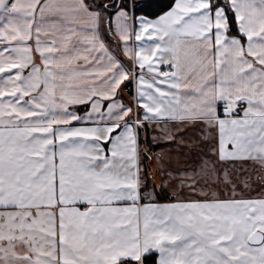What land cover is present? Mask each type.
Wrapping results in <instances>:
<instances>
[{
  "label": "snow or ice",
  "instance_id": "6c2138e0",
  "mask_svg": "<svg viewBox=\"0 0 264 264\" xmlns=\"http://www.w3.org/2000/svg\"><path fill=\"white\" fill-rule=\"evenodd\" d=\"M253 180L264 0H0V264H264Z\"/></svg>",
  "mask_w": 264,
  "mask_h": 264
},
{
  "label": "crops",
  "instance_id": "0c3cea01",
  "mask_svg": "<svg viewBox=\"0 0 264 264\" xmlns=\"http://www.w3.org/2000/svg\"><path fill=\"white\" fill-rule=\"evenodd\" d=\"M102 31H103V26H102ZM105 40L108 44V46L110 48H115L116 44L113 43V41L108 38L107 36H105ZM33 46H34V42H33ZM34 57L36 59V62L39 63V57L38 55H36L34 53ZM123 59V58H122ZM125 63H128L127 60L125 59ZM27 74V73H25ZM126 85L128 86V83L126 82L125 86H122L121 88V96L123 97L125 102H128L130 95H128L127 91H126ZM133 85V84H132ZM133 90H134V85H133ZM132 90V91H133ZM132 93V92H131ZM86 109L84 108H79L78 111L82 114ZM221 110H222V105H221ZM185 136V141L187 142L185 146H183L185 148V150H187V145L190 144L191 145V155L192 157H195L198 154V151L200 149V147L202 146L200 143H198L199 141V131L197 129H193V128H189L186 130V132L184 133ZM141 138L143 140V133H141ZM149 141H151V135H149ZM143 142V141H142ZM165 145H160V146H152L151 143L149 144V147L152 148L153 152H158L160 150V147H164ZM205 153L207 152V148L204 149ZM192 161H189V163H191ZM149 167H155V163L149 165ZM229 169L233 172V175H245L246 173L243 172V169L245 167H247V169L249 171H252L253 169H258L259 165L254 164L252 161H247L244 162V164H240L237 163L236 164V169H240L239 172H236L235 170L232 169V165H228ZM152 184V180H149V185L151 186ZM148 190V189H146ZM229 194L231 192V186H229ZM237 191L238 193L242 194V196L244 198H248V199H252V198H261L262 196H264V186H262L259 182H257L256 180H253L251 183V187L249 188H245L243 187L242 184H238L237 187ZM157 192H159V189L157 188ZM178 195L183 198V199H189V198H195V199H199L200 197L197 194H193L190 193L187 189H177ZM211 195V194H210ZM219 195L221 197L224 196V192L223 190H219ZM172 199H175V197H172ZM142 203L147 202V201H141ZM157 203H165V202H170V200L168 198H165L163 196L158 197L157 200L155 201Z\"/></svg>",
  "mask_w": 264,
  "mask_h": 264
},
{
  "label": "rangeland",
  "instance_id": "374dc122",
  "mask_svg": "<svg viewBox=\"0 0 264 264\" xmlns=\"http://www.w3.org/2000/svg\"><path fill=\"white\" fill-rule=\"evenodd\" d=\"M132 90H133V85L132 84H128V86L126 85V91H127V93L129 92L130 94H132L131 93ZM129 93H128V95H130Z\"/></svg>",
  "mask_w": 264,
  "mask_h": 264
},
{
  "label": "trees",
  "instance_id": "16d2710c",
  "mask_svg": "<svg viewBox=\"0 0 264 264\" xmlns=\"http://www.w3.org/2000/svg\"><path fill=\"white\" fill-rule=\"evenodd\" d=\"M163 2L168 3V2H170V0H163ZM138 15H139V13H138ZM141 141H143L142 138H141Z\"/></svg>",
  "mask_w": 264,
  "mask_h": 264
}]
</instances>
